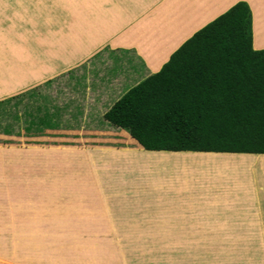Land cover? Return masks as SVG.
I'll use <instances>...</instances> for the list:
<instances>
[{
  "label": "rangeland",
  "instance_id": "1",
  "mask_svg": "<svg viewBox=\"0 0 264 264\" xmlns=\"http://www.w3.org/2000/svg\"><path fill=\"white\" fill-rule=\"evenodd\" d=\"M150 1L0 0V264H264V241L218 240L203 219L165 210L159 168L181 152L104 153L74 133L63 146L78 150H58L49 137L59 131L36 121L54 115L53 101L23 112L54 89L71 45L103 29L108 38L107 10L123 28Z\"/></svg>",
  "mask_w": 264,
  "mask_h": 264
},
{
  "label": "crops",
  "instance_id": "2",
  "mask_svg": "<svg viewBox=\"0 0 264 264\" xmlns=\"http://www.w3.org/2000/svg\"><path fill=\"white\" fill-rule=\"evenodd\" d=\"M175 1L151 0L146 12L124 17L128 21L123 28L118 26L121 16L107 10L104 15L110 25L104 28L112 32L107 39L103 29V35L88 32L91 41L70 46L66 65L51 80L49 88L54 85V89L47 91L55 106L53 114L59 116L55 130H90L97 141L116 145L117 135L110 138L103 131L104 114L130 89L158 72L186 40L239 1L248 2L253 12V47L264 49V0H182L185 4L177 6V13L168 14L166 9ZM135 142L138 147H93L105 152L145 150ZM70 147L58 150H78ZM177 154L183 158H168L159 168L165 179L154 189L165 196L171 218L203 219V225L217 227L218 240L264 241V154Z\"/></svg>",
  "mask_w": 264,
  "mask_h": 264
},
{
  "label": "trees",
  "instance_id": "3",
  "mask_svg": "<svg viewBox=\"0 0 264 264\" xmlns=\"http://www.w3.org/2000/svg\"><path fill=\"white\" fill-rule=\"evenodd\" d=\"M182 3L176 0L166 12L177 13ZM47 91L31 95L41 103L25 100L24 114L41 111L40 104L52 99ZM45 116L36 121L55 133L59 116ZM104 121L117 147H138L136 140L148 151L264 154V49L253 47L249 3L239 1L197 31L158 72L121 96ZM73 133L81 142L87 137L114 147L90 130H62L49 140L56 147L73 145L65 141Z\"/></svg>",
  "mask_w": 264,
  "mask_h": 264
},
{
  "label": "bare ground",
  "instance_id": "4",
  "mask_svg": "<svg viewBox=\"0 0 264 264\" xmlns=\"http://www.w3.org/2000/svg\"><path fill=\"white\" fill-rule=\"evenodd\" d=\"M2 150H3V149H2ZM2 150H0V151H2ZM49 152H50V151H49ZM95 152H97V151H95ZM72 153H73V152H72ZM87 153H89V152H87ZM87 153H86V154H87ZM104 153H105V151H104ZM62 154H64V153H62ZM64 155H68V154L65 153ZM87 155H88V154H87ZM104 155H106V156H104ZM104 155H103V156L106 157L105 159H107V154H104ZM101 156H102V155H101ZM103 156H102V158H101L102 160L100 159L101 161L104 160ZM227 157H229V156H227ZM64 159L66 160V158H64ZM226 159H229V158H226ZM229 160H233V159L230 158ZM106 161H109V160H106ZM235 161H236V160H235ZM249 161H250V160H249ZM249 161H247V162L249 163ZM238 162H239V161H237V163H238ZM243 164H244V162H243ZM246 164H247V163H246ZM244 165H245V164H244ZM245 171H246V170H245ZM239 175H240V174H239Z\"/></svg>",
  "mask_w": 264,
  "mask_h": 264
}]
</instances>
